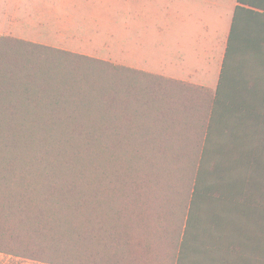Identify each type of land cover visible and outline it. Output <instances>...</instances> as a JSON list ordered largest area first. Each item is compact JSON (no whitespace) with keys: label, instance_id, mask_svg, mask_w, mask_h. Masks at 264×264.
<instances>
[{"label":"crops","instance_id":"crops-1","mask_svg":"<svg viewBox=\"0 0 264 264\" xmlns=\"http://www.w3.org/2000/svg\"><path fill=\"white\" fill-rule=\"evenodd\" d=\"M75 1L5 0L0 36L102 58L79 49L94 46L82 41L109 39L108 15L81 13ZM117 2L111 14L116 60L102 59L164 78L163 94L170 99L163 121L150 120L155 135L149 138L180 146L185 199L159 201L171 214L168 221L163 214L164 264H264V80L250 87L254 79L247 77L253 66L264 64V0ZM226 58L229 72L217 90ZM207 142L213 151L204 153ZM200 160L203 197L191 203ZM177 240H183L181 250L172 247Z\"/></svg>","mask_w":264,"mask_h":264},{"label":"trees","instance_id":"trees-1","mask_svg":"<svg viewBox=\"0 0 264 264\" xmlns=\"http://www.w3.org/2000/svg\"><path fill=\"white\" fill-rule=\"evenodd\" d=\"M229 67L226 58L217 90ZM253 67L247 74L254 79L250 87L264 80V64ZM163 90L160 75L1 35L0 252L51 264H102L116 253L121 264L119 247L127 234L119 228L118 207L114 211L105 195L107 187L117 188L121 181L116 169L103 167L104 161L117 166L121 156H132L156 169L155 181L165 177L163 200L185 199L180 146L149 138L155 135L150 120L153 125L163 121L170 99ZM218 100L216 91L208 104L207 131ZM202 148L209 151L208 142ZM202 164L191 203L203 197ZM141 199L142 190L133 188V203ZM143 214L139 221L148 224V211ZM188 224L187 219L184 233ZM174 231L180 235V223ZM178 241L172 247L181 250L183 240Z\"/></svg>","mask_w":264,"mask_h":264},{"label":"rangeland","instance_id":"rangeland-1","mask_svg":"<svg viewBox=\"0 0 264 264\" xmlns=\"http://www.w3.org/2000/svg\"><path fill=\"white\" fill-rule=\"evenodd\" d=\"M101 1L102 3H100L99 0H76L74 2L76 3L75 8L83 11L79 12L85 13L84 11L88 10L90 12L103 13L108 15L106 19L109 22L107 29L109 39L89 42L82 41V44L86 43L89 44L90 47H92V45L94 46L92 48H80L79 50L95 53L102 58L107 57L115 61L116 27L114 18L111 14L114 15L113 12L116 11L118 2L117 0ZM4 6L6 7L5 0H0V16H2ZM111 165L112 163L109 160L103 163V167L106 168V170L111 171L112 169H116L118 171L121 183L117 184V188L112 186L107 187L105 195L107 198L106 203L110 205L114 211L116 208L114 206L118 207L119 228L122 234H127V241L123 239L126 243L124 244L122 242L123 245L119 247L121 250L119 258L121 262L123 261L121 264H164L165 256L168 251V240H166L164 232V227L165 224L167 225V222H165L163 214L166 215V221L171 220V214L166 210L167 207L163 209L159 204V201L163 199L162 192H160L162 190L161 188L166 187L164 185L167 184L165 177L159 176L162 181L160 182V179L158 182L155 181L154 178L158 177L156 175L154 176L156 169L148 165L143 166L139 164V160L134 159L132 156L123 155L117 160V166ZM140 170L141 174H139ZM148 178H150V181H148ZM136 182L137 185H135ZM141 182H146V184L141 185ZM133 188L134 190H142V202H138L137 205L133 203ZM134 205H136L135 208L137 209H134ZM139 207L141 215H139ZM147 211L150 219H146L148 224H145L144 221H139V217L142 220L144 215L143 212ZM90 254L94 255L95 252ZM123 257L124 260L121 259ZM90 260L92 261L91 258ZM116 260L117 257L115 253L114 257L112 255L106 256L102 260V264H116ZM93 263L95 264L96 262L93 261ZM0 264L51 263L0 252Z\"/></svg>","mask_w":264,"mask_h":264}]
</instances>
